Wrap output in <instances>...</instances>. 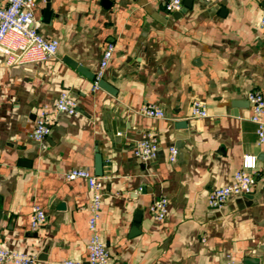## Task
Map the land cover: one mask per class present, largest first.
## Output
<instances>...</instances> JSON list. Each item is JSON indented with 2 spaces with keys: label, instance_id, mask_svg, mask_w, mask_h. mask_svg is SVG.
<instances>
[{
  "label": "crops",
  "instance_id": "0c3cea01",
  "mask_svg": "<svg viewBox=\"0 0 264 264\" xmlns=\"http://www.w3.org/2000/svg\"><path fill=\"white\" fill-rule=\"evenodd\" d=\"M37 1L40 31L59 49L12 65L0 53V246L34 255L36 264L86 260L92 193L86 178L66 172L95 173L100 152L99 232L111 264H264V143L247 98L254 89L264 94V0H183L173 10L166 0H50L47 19V0ZM108 43L115 50L102 78L113 93L64 60L95 75ZM62 91L78 112L56 113L49 135L35 139L41 108L52 112ZM195 100L207 116L192 115ZM147 103L166 115H144ZM149 132L160 149L144 160L134 149ZM245 155L257 159L253 191L211 207L210 191L233 179ZM161 195L168 212L157 220L149 205ZM34 203L47 214L38 229Z\"/></svg>",
  "mask_w": 264,
  "mask_h": 264
},
{
  "label": "built area",
  "instance_id": "2783aa9c",
  "mask_svg": "<svg viewBox=\"0 0 264 264\" xmlns=\"http://www.w3.org/2000/svg\"><path fill=\"white\" fill-rule=\"evenodd\" d=\"M211 1V0H205ZM168 9H179L183 0H166ZM38 5L37 0H4L0 5V53L5 55L6 63L24 64L48 60L57 55L59 41L56 38H48L40 31V20L35 15ZM260 26L264 27V16L260 20ZM115 50L114 43H108L105 47L100 67L95 74L94 85L98 86L99 79L102 78L105 69L113 58ZM247 98L252 107L250 119L257 125L258 141L264 143V94L258 89L249 91ZM67 112L76 114L77 101L69 91H62L53 105V113L49 106H43L36 119L32 136L41 140L44 139L52 129V124L56 119V113ZM141 111L146 116L164 117L166 112L155 103H147L142 106ZM192 115L204 117L208 115V110L203 102L195 100L192 106ZM160 149L158 137L154 133H147L138 139L135 145V154L144 159H154ZM172 161L178 157V148L170 147ZM256 156L245 155L242 166L237 169L233 179L222 186L215 187L208 195V203L213 208H222L232 196L245 195L253 191L256 185V176L252 169L256 167ZM1 163V157H0ZM68 179L84 177L88 181L92 193L89 208L88 227L91 236L88 242V252L86 260L65 258L59 264H111V254L102 240L99 232V222L102 213V202L104 196V181L101 176L96 175L89 168H71L66 172ZM149 210L157 220H163L168 212V198L161 195L154 199L149 205ZM47 220L44 208L34 203L32 205L31 225L33 229H38ZM36 264L37 258L29 253L10 250L0 246V264ZM221 264H236L233 259L224 261Z\"/></svg>",
  "mask_w": 264,
  "mask_h": 264
},
{
  "label": "water",
  "instance_id": "95a60500",
  "mask_svg": "<svg viewBox=\"0 0 264 264\" xmlns=\"http://www.w3.org/2000/svg\"><path fill=\"white\" fill-rule=\"evenodd\" d=\"M45 18H49L51 11H50V0H47V7L45 9ZM64 60L69 63L71 66L75 67L78 69L80 72L85 74L88 77L94 78V73L89 71L84 65H82L79 61L75 60L74 58L70 57L69 55H66ZM98 86L103 87L107 89L110 92H115L114 87L110 85L105 79L101 78L98 81ZM261 158H264V153H261L260 155ZM104 173V159L103 156L100 152L96 153V160H95V174L96 175H103Z\"/></svg>",
  "mask_w": 264,
  "mask_h": 264
}]
</instances>
